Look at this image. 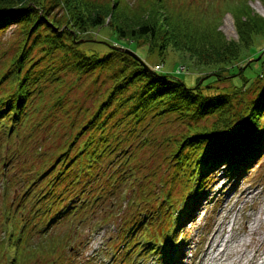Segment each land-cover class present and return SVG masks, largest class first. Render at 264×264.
I'll list each match as a JSON object with an SVG mask.
<instances>
[{
  "label": "trees",
  "instance_id": "obj_1",
  "mask_svg": "<svg viewBox=\"0 0 264 264\" xmlns=\"http://www.w3.org/2000/svg\"><path fill=\"white\" fill-rule=\"evenodd\" d=\"M178 1L149 0L147 7H138L143 12L139 16L127 0H0V32L12 23H20L24 34L16 55L0 77V83L9 81L14 88L0 99V125L9 128L5 129L8 136L15 126L24 124L27 113L35 111L38 107H35L36 98L43 97L50 82L63 80V72L70 69L78 73V78L83 74L92 76V83L100 87L99 97L93 103L95 109H84L82 116L89 120L78 127L75 136L79 139L86 130H95L91 137L96 138L89 139L80 149L82 156L89 157L83 161L82 169L67 176L66 171L73 168V164L69 166L72 160L69 157L72 145H69L67 152L59 151L57 164L37 172L30 184L25 185L15 200L13 214L10 208L6 211L7 218L3 221L9 241L6 248H11L6 263L23 264L21 254L28 247L34 251L47 249L52 255L56 253L52 258L54 261L43 264H71L72 256L78 253V245L73 244L71 236L65 240V236L52 233L50 228L70 222L92 203L84 189H76L77 184L86 185L85 174H94L98 165L105 162L113 163L115 157L112 155L118 156L123 150L129 152L123 161H119L123 168L133 161L135 152L129 148L132 139L144 137L136 143L138 147L154 142L160 144L164 161L169 148L167 169L170 172L168 178L158 180L154 176V182L162 187L157 195L160 196L159 204L145 209L140 207L134 216L137 224L127 232L125 239V242H131L126 254L129 257L135 253L132 241L137 239L134 231L139 228L143 229L153 251L166 259L175 250L172 257L175 258L183 241L179 240L183 223L190 219L217 175L224 173L239 178L264 155V84H258L264 76V46L254 51L253 44L254 40L264 39V18L256 19V14L251 15L248 3L232 10L240 42L244 45L239 46L224 39L215 22L216 17L206 16L208 13L204 9L211 12L213 5L208 3L203 8L200 1L177 7ZM107 20L119 38L146 44L151 52L160 55L168 48L183 51L194 64L215 66L216 69L208 73L203 82L199 78L192 87L173 75L174 72L163 73L149 68L145 61L126 54L121 46L104 51L101 46L106 43L94 39L91 32L104 26ZM89 43L99 46H86ZM34 50L44 55L35 62ZM245 55L250 59L246 65H240L238 61ZM46 56L50 63L44 68L40 61ZM58 57L62 61L53 66ZM183 65L188 68L182 64L178 66V72ZM213 75L220 76L216 78L220 81L234 78L230 80L231 89L224 91L219 87L217 93H212ZM65 98L59 91L52 107H65L69 113V107L64 106ZM82 109L79 106L78 112ZM8 121L11 125L6 124ZM73 122L77 124L76 117ZM97 130L99 133L96 134ZM69 139L67 137L63 143ZM122 171L126 173V168ZM102 174L107 175L106 170ZM112 177V174L108 175V179ZM123 177L127 175L113 177L116 179L109 191H115ZM168 185L170 188L166 189ZM10 186V183L6 184L5 192ZM143 198L150 201L152 196ZM32 203L34 209L30 206ZM143 223L145 226H141ZM153 223L160 228L155 234L148 232ZM34 235H39L41 241L33 245L31 237Z\"/></svg>",
  "mask_w": 264,
  "mask_h": 264
},
{
  "label": "rangeland",
  "instance_id": "obj_2",
  "mask_svg": "<svg viewBox=\"0 0 264 264\" xmlns=\"http://www.w3.org/2000/svg\"><path fill=\"white\" fill-rule=\"evenodd\" d=\"M93 1L99 2L101 0ZM127 1L136 8L135 12H138L140 16L143 12L138 7H141V5L147 7L149 0ZM200 1H202L203 8H206L208 3L213 5L211 12L210 9H204L208 13L206 16L216 17L215 22L223 37H225L224 39L237 43L239 46L244 45L240 42L241 36L236 26V16L232 10L239 6L241 8V5L248 3L252 10L251 15L256 14V19L258 17L264 18V0H179L176 6L180 7L182 4ZM59 13L61 14V11ZM22 32L23 29L20 23H12L0 32V77L3 76L16 55L18 43L24 39ZM160 32L162 31L160 30ZM91 33L94 35V39L106 43L105 47L101 46L104 51H107V48L116 46H121L124 50L129 48L139 56V60L145 61L153 69L160 70V67H162L164 69L163 73L174 72L173 75L183 79L187 85L192 87L198 83L199 78L200 82H203L208 78L206 75L216 69L215 66L206 67L194 64L189 55L183 51L168 48L164 55H160L151 52L146 44H139L135 41L129 42L128 39L119 38L109 20L106 21L104 26L93 30ZM253 44L254 51H256L257 48L264 46V39L254 40ZM86 46L99 45L89 43ZM124 52L131 55L126 51ZM32 56L35 62L44 55L34 50ZM249 59L245 55V58L238 62L240 65H246ZM61 61V57H58L53 66ZM49 63L47 56L40 61V65L44 68ZM182 64L187 65L188 68L184 72H178L177 68ZM176 72L180 74L176 75ZM225 73L227 74V72ZM62 74L64 76H62V81H59L60 78L58 81L50 82L43 97L36 98L35 107L38 106V109L36 108L34 112L32 110L27 113L28 115L26 114L23 125L15 126L9 136L5 131L8 127L0 125V264H8L6 261L10 259L11 249L6 248L9 241L6 239L7 232L3 221L9 208L12 209L11 213L13 214L15 200L20 197L25 185L30 184L37 172L49 170L54 166V163L57 164L55 161L60 155L59 151L67 152L69 145H72V151L69 153L72 160L69 166L73 164V168L66 171V174L68 177L76 174L82 169L83 161H87V158H89L86 157V154L85 157L82 156L79 153L80 149L89 139L96 138L91 137L95 132L94 129L86 130L85 133L80 135L79 139H75V136L77 137L78 127L89 120L88 117L82 116L84 109L90 108V111L95 109L93 103L99 97L100 87L98 88V84L92 83V76L87 77L86 74H83L78 78V73L75 70L69 69L68 72ZM213 76L215 79L221 78L217 75ZM215 79L211 83V85H214L211 88L212 93H217L220 88L224 91L230 90L232 84L230 80L234 78H225L222 81ZM262 79L258 84H264V76ZM13 80L15 83L17 82L15 77ZM12 88L9 81L0 83V99L5 98ZM59 91L61 95L66 96L64 106L69 107V113L65 111V107H52L54 98L58 96ZM79 106H82L83 109L78 112ZM75 117L77 120L76 125L73 122ZM6 124L11 125V122L8 121ZM182 126L186 129L185 124H182ZM97 132L99 133L98 130L96 134ZM127 132L128 129L125 133ZM67 137L70 139L63 143L65 142L63 140H66ZM143 138L134 140L135 142L132 139L130 142L131 147L129 148L135 152V157L128 165H124L126 173L122 171L124 168L119 161H123L129 152L124 153L126 150H123L118 153V156L121 153L124 155L118 157L113 154L117 151L115 150L112 153V156L115 157L113 163L107 164L105 162L103 165H98L97 169L94 170V174H85L83 181L86 180V185L77 184L76 189H84L88 198H92L90 201L92 203L77 213L70 222L59 223V225L50 228L52 233L57 232L65 236V240L71 236L73 244L76 242L78 245V253L72 256L73 259L70 260V263L199 264L214 227L225 220L230 228L234 227L236 234L233 235V241L230 245L231 258L219 264H264V155L253 165L250 171L239 178L222 174L217 175L205 195L199 200L190 219L183 223L181 235L179 236V240L183 239V241L175 258H172L175 250L166 259L161 257V253L153 251L154 248L147 244V236L143 235V229L139 228L134 231L137 239L132 241V244H135L132 251L136 252L130 257L126 256L131 242H125V239L127 238V232L132 231L135 224H137V221L133 219L139 208H151L159 204L160 196L157 195L161 192L162 187L154 182V176L158 180L164 177L168 178L170 172L167 169L169 148L166 150L165 157L167 159L164 161V153L160 144L154 142L149 146L142 147L141 145L138 147L136 143L144 140ZM149 139L151 141L152 137ZM172 148L174 147L172 146ZM120 149L124 148L120 147ZM105 170L107 175L102 174ZM83 172L85 171L83 170ZM109 174H112L113 177L122 174L127 175V177H123V182L113 192L109 190L114 186L113 182L116 178L108 179ZM127 178L131 179L127 180L125 184ZM224 182H227V184L223 187ZM7 183H10L11 186L10 190L5 192ZM167 187L170 188L169 185L166 186V189ZM102 192H104L103 195ZM149 195L152 196L150 201L143 198ZM154 199L155 201H153ZM30 206L33 208L34 204H30ZM112 206L113 208H111ZM105 211L111 212L106 213ZM178 217L181 218L180 214H178ZM146 222L149 224V220ZM77 224L79 227H76ZM141 226H145V223ZM150 228L148 232L151 234H155V230L160 229L159 225L158 228L156 227V223L150 224ZM39 241H41L39 235L31 237V244L34 245ZM240 246H242L241 249ZM23 251L21 254L23 264H43L48 260L54 261L52 258L56 256V253L52 255L53 253L47 249L40 250V248H37L34 251L27 247ZM21 255L18 256V259L21 258Z\"/></svg>",
  "mask_w": 264,
  "mask_h": 264
},
{
  "label": "bare ground",
  "instance_id": "obj_3",
  "mask_svg": "<svg viewBox=\"0 0 264 264\" xmlns=\"http://www.w3.org/2000/svg\"><path fill=\"white\" fill-rule=\"evenodd\" d=\"M226 184L227 182H224L223 187ZM235 234L234 227L230 228L228 223H225V220L219 222L210 234L209 242L203 250V256L199 264H219L231 258L230 245Z\"/></svg>",
  "mask_w": 264,
  "mask_h": 264
},
{
  "label": "water",
  "instance_id": "obj_4",
  "mask_svg": "<svg viewBox=\"0 0 264 264\" xmlns=\"http://www.w3.org/2000/svg\"><path fill=\"white\" fill-rule=\"evenodd\" d=\"M124 51H126L127 53H130L132 56L139 58V56L131 49L127 48ZM148 66V65H147ZM149 67V66H148ZM150 68V67H149Z\"/></svg>",
  "mask_w": 264,
  "mask_h": 264
},
{
  "label": "built area",
  "instance_id": "obj_5",
  "mask_svg": "<svg viewBox=\"0 0 264 264\" xmlns=\"http://www.w3.org/2000/svg\"><path fill=\"white\" fill-rule=\"evenodd\" d=\"M157 67L159 68L160 66H157ZM184 69H185V67H184V66L180 68V70H182V71H183Z\"/></svg>",
  "mask_w": 264,
  "mask_h": 264
}]
</instances>
